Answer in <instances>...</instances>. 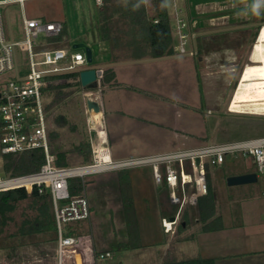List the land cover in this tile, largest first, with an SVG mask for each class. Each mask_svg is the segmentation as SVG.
Listing matches in <instances>:
<instances>
[{
    "label": "rangeland",
    "instance_id": "374dc122",
    "mask_svg": "<svg viewBox=\"0 0 264 264\" xmlns=\"http://www.w3.org/2000/svg\"><path fill=\"white\" fill-rule=\"evenodd\" d=\"M169 1L171 3V0ZM175 1L177 8L182 9L180 16L184 15L189 32L194 33L198 38L197 43L201 36H205L208 38V48L212 46L214 50V46L221 48L231 46L232 52L224 51L218 55L209 53L207 64L204 62L202 66L197 57L184 56L144 69H122V72H125L123 75L119 72V83L120 81L125 83L128 90L122 88L115 92L106 91L105 101L106 106L112 110L122 109L125 114L107 118L106 131L111 143L114 144L118 140L122 150L133 153L128 157L184 150L209 143L243 141L241 139L246 138L249 133L264 136V113L251 115L227 111L219 114L212 107L216 102V96L219 95H217L218 91L224 94L226 102L230 101L243 68L253 64L248 58L256 43L259 29L264 25V0ZM25 8L29 18H44L46 21L65 23L67 32L61 41L62 44H56L54 48L62 47L68 53H74V50H70V45L75 37L80 36L79 39L90 45L94 43L92 46L95 56L97 55L95 45L100 39L96 29L97 7L94 0H28L25 2ZM170 14L173 15L172 3ZM171 27H173L172 22ZM235 27L237 28L233 30ZM248 27L249 33L242 31ZM217 29H223L222 36H215ZM43 40L41 35L39 42ZM175 47L177 48L176 45ZM187 49H190L189 45ZM100 50H102V53L99 52L102 60H106V52H103L105 49L102 47ZM78 51L83 53L81 50ZM235 54L237 58L239 57V65L233 67L231 58ZM219 59H225L224 62L227 60L225 67L219 64ZM232 69L234 71H231ZM71 83V80H62L53 82L52 85ZM206 87L208 92L205 91ZM82 91L80 87H66L52 92L46 91L42 97L43 106H46L47 110L48 128L50 131L58 132V138L51 144L60 146L63 151L68 152L70 163L68 168L80 166L82 158L75 151L79 143H89L90 159H94L92 144L95 132L88 128L86 122L87 117L81 99ZM205 92L208 97L207 106L204 103ZM60 117L67 119L62 131H59V128L64 125V121L58 120ZM73 126L75 131L70 130ZM1 167L2 161H0V170ZM116 174L107 171L83 179L73 178L81 183L77 195L86 197L90 217L86 221L63 225V233L68 231L73 234L81 229L90 230L97 247L108 249L112 255V258L103 264H159L157 248L145 251L117 250V244L125 241V235L123 236V226L119 218L120 195ZM145 185L146 183L139 184L133 180V198L136 203H150L147 201L149 195L143 198L144 196L140 197L141 194L138 193ZM262 192H264V176H259L251 187L250 198L240 204L242 220L247 223L242 231L249 237L247 242L243 241L241 233L232 237L226 234L221 238L215 235L204 237V241L207 242H204L205 247L217 244L224 248V253L238 255L216 264H264ZM28 205V202L19 204L13 214L14 223L10 224L7 233L14 231L15 224L20 223L23 214L33 215ZM152 238L151 235L147 236L144 245L151 244ZM3 240L4 236H1L0 243ZM37 244L35 247L30 245L21 249L17 255L11 254L10 258L0 251V264H56V247L46 255H42L43 248L48 249V246L41 248ZM184 246L188 248L189 253L201 248L197 242L186 243Z\"/></svg>",
    "mask_w": 264,
    "mask_h": 264
},
{
    "label": "built area",
    "instance_id": "2783aa9c",
    "mask_svg": "<svg viewBox=\"0 0 264 264\" xmlns=\"http://www.w3.org/2000/svg\"><path fill=\"white\" fill-rule=\"evenodd\" d=\"M28 0H0V152L19 154L29 150H42L44 164L39 171L18 177L0 178V192L25 188L30 193L36 187L38 194L45 191L52 203L56 226V264H101L112 255L97 252L89 237L66 236L62 226L86 221L90 217L89 205L84 195L70 194L69 180L101 171L150 168L156 185L169 188V199L182 208L195 203L207 193L206 167L220 166L226 155L241 154L253 159L257 176H264V138L231 143H211L184 150L159 153L142 157L106 162V170L88 169L101 165L99 155L101 139L93 147L95 160L91 165L61 168L54 165L50 153L48 131L41 88L48 86L47 78L69 73H79L87 67L84 53L78 50L68 53L63 48H54L62 31L60 22L29 18L25 13ZM96 6L101 0H94ZM170 2V1H169ZM173 8V36L179 55L195 57V35L188 30L187 22L180 15L176 1ZM170 3V6H171ZM261 26L256 42L263 37ZM43 42H39L40 36ZM192 48L187 49V46ZM71 50V48H70ZM83 52V51H82ZM264 196V193H263ZM173 222L162 221L165 231H170Z\"/></svg>",
    "mask_w": 264,
    "mask_h": 264
},
{
    "label": "trees",
    "instance_id": "16d2710c",
    "mask_svg": "<svg viewBox=\"0 0 264 264\" xmlns=\"http://www.w3.org/2000/svg\"><path fill=\"white\" fill-rule=\"evenodd\" d=\"M96 7V29L100 41L106 43L109 48L111 62L136 61L147 58L157 59L175 54L176 39L173 37V28L171 27L169 0H101V5ZM64 34L65 29L63 27L60 35L50 41L59 43L62 41ZM47 80L52 82L71 80L72 83L58 86L48 85L41 88L42 97L46 91L52 92L66 87H80L78 73L76 72L49 77ZM99 83L101 87L118 86L114 82V72L111 68L102 71ZM86 90L92 91L93 88L90 87ZM44 110L46 112L45 106ZM58 120H61V117ZM57 137L58 133L50 131L48 128V143L50 153L54 157V165L68 168L70 164L68 152L53 150L54 146L51 143ZM75 151L82 158L80 166L92 164L88 142L76 145ZM0 161H2L0 178H12L39 171L44 164V154L40 149L19 154H3L0 152ZM206 169L208 174V167ZM131 173V169H123L117 171L116 174V184L120 190L121 202L127 214V227L129 230L128 242L119 244L117 250H137L143 246L138 244L135 239L136 227ZM207 174V193L196 200V209L199 222L203 225L201 231L211 233L223 228L219 219L213 220L215 201ZM68 184L70 194L72 196L77 195L81 189L80 181L70 179ZM23 202H28V207L33 215L23 214L20 223L15 224L14 231L7 233L10 224L14 223L13 214L19 204ZM177 208L178 205H174V213ZM64 235H84V231L79 230L73 234L66 231ZM1 236H4V240L0 243V251L4 252L7 258H10L11 254L17 255L21 249L27 246L33 245L35 247L36 243L41 248L48 246V249L43 248L42 255L51 252L56 247L57 236L49 194L46 191L43 194H38L35 186L32 187L30 193H27L25 188H14L0 192ZM164 264H215V259H191Z\"/></svg>",
    "mask_w": 264,
    "mask_h": 264
},
{
    "label": "crops",
    "instance_id": "0c3cea01",
    "mask_svg": "<svg viewBox=\"0 0 264 264\" xmlns=\"http://www.w3.org/2000/svg\"><path fill=\"white\" fill-rule=\"evenodd\" d=\"M182 12V9H181ZM25 13H26V8H25ZM28 17V16H27ZM173 15L171 16L170 14V19L173 25ZM184 18V15H183ZM42 19V18H38ZM42 20H45L44 18ZM186 20V19H185ZM55 22H60L62 26L65 29V34H66V25L62 21H55ZM251 25H249L250 27ZM243 29L242 31H247L249 33L250 28ZM173 28V27H172ZM237 27L233 28L236 29ZM230 30V29H228ZM232 30V31H233ZM223 29H217L215 31L216 35L215 36H222L223 35ZM64 34V36H65ZM194 34V33H193ZM63 36V37H64ZM84 36V35H83ZM80 36L75 37L74 41L72 43H77V42H83L87 44L93 52V62L92 66L101 69L102 71L107 68H111L114 72V82L118 86H104L101 87L99 81L97 82V85L93 88L91 91L83 90L81 92V99L83 102V110L85 113V106H84V96L87 94H90L94 96L96 99H98L100 106H101V118L98 122L95 124H91L88 122L86 118V122L88 125V128L95 132V138H94V143L92 144V153L94 155V159L92 162L95 160V154L93 152V147L98 144V138L99 136L97 135V128H100L103 133H104V139L101 141V147L105 150V155L106 158L111 160L112 162H117L124 160L128 156H132V152L124 151L121 149V144L117 140L114 144L109 141V136L106 131V122L107 118H109L112 115H124L125 111L122 109H115L112 110L109 106H106V101L105 97L106 91H117L119 89H126L128 90L127 85L125 83L123 84L121 81L119 83L118 76L119 72H122V69H144L147 67H150L152 65L160 64V63H165V62H170L174 61L176 59H180L181 57H184L186 55H179L177 54V50L175 47V54L173 56H167V57H162V58H157V59H142V60H127V61H117V62H111L110 61V54H109V48L106 43L99 42L96 43V53L97 55L95 56V50L93 49V44L90 45L86 41L79 39ZM195 39L196 38L195 36ZM194 39V46L197 51V54L195 57L198 58V62L200 66L207 60V56L209 53H214L216 55L225 52L231 51V46H211L208 48V38L205 36H201L197 43ZM218 43V42H216ZM56 44H62L61 42ZM217 45V44H216ZM104 48L103 52H106L107 59L102 60V56L100 53H102L100 50L101 48ZM225 47V48H223ZM62 48V47H61ZM190 48H192V45H190ZM64 49V48H63ZM233 50V49H232ZM211 51V52H210ZM253 51V50H252ZM100 52V53H99ZM232 52V51H231ZM233 54V53H232ZM251 56V57H250ZM250 56L248 58V61L252 63V52L250 53ZM190 57V56H188ZM230 60V59H229ZM239 57H236V54L233 55L231 58V65L233 67H236L239 65ZM220 65L225 67L226 62L225 59H219ZM126 71V70H125ZM231 71H234L233 69ZM204 75V74H203ZM203 79V77H202ZM240 80V79H239ZM56 82V81H55ZM52 81H48V85H52ZM239 83V82H238ZM205 91L208 92L207 87L205 88ZM220 92V93H219ZM107 93V92H106ZM219 94V95H218ZM234 94V93H233ZM218 96H216V102H212L214 106H212L215 110L216 113L219 114H224L228 111V113H235L231 111L230 105L232 101V97L229 102H226L225 99L226 97L224 94H222L221 91H218L217 93ZM207 94L205 92V97H204V103L207 106ZM109 101V100H107ZM46 109V106H45ZM225 110V111H224ZM209 112V111H208ZM264 113V112H259L257 114ZM46 114V122H47V110L45 112ZM236 114H241V113H236ZM257 114H251V115H257ZM86 115V113H85ZM256 117V116H252ZM61 120L64 121V125H61L59 128V131L63 130V127L65 126V123H67V119L65 117H61ZM253 121V120H252ZM117 122V121H116ZM253 125V124H252ZM48 122H47V131H48ZM71 131H75L74 126L70 128ZM58 133V132H57ZM97 135V136H96ZM58 138V137H57ZM259 138H264V136L259 135L258 133H249L246 138L241 139V140H254V139H259ZM236 141V140H235ZM235 141H229L228 143L235 142ZM238 142V141H236ZM211 144V143H209ZM218 144V143H217ZM223 144V143H220ZM207 144H203L200 146H204ZM199 147V146H198ZM55 151H63L60 146H54ZM53 156V155H52ZM69 161V160H68ZM139 169H144V170H139ZM146 168H135L131 169V176H132V184L133 180H136L137 183L139 184L142 182L146 183L145 186L149 185L150 187H145L143 186L142 191L138 192L140 197L145 198L146 196H150L149 199H147L148 202L150 203H136L133 198V206H134V221H135V235H136V242L140 245H143L141 247L142 251L157 248L158 254H159V264H164L167 262H179L183 260H191V259H215V264L223 261L224 259L227 258H232L238 256L237 254H227L224 253V248L216 245H208V247L204 246V237L207 235H215L216 237H223L222 235L226 234L228 237H232L235 234L237 235L238 233L242 234V237L244 238V242H247L248 240V235L243 231L244 227L247 226V223H245L244 220H242V215L240 212V204H242L244 201L248 200L250 198V191L251 187L254 183L252 184H247V185H239V186H228L226 183V180L228 177L232 176H239V175H244V174H250V173H256L255 172V167H254V162L252 157L250 156H243L241 154H234V155H226L224 158V162L220 166H215V167H209L208 168V180L210 182L213 195H214V201H215V215L213 217V220L219 219L222 224L221 230L214 231L211 233H204L201 231L202 224L199 222L198 219V212L196 209V202L195 203H188L184 205L182 208H177V210L174 213V204L170 202L169 199V188L165 185H156L153 181L152 174L150 173V170H145ZM150 169V168H149ZM211 169V170H210ZM116 172L119 170H109V172ZM102 172H107V171H101ZM259 176H257L258 179ZM256 183V182H255ZM119 195H120V211H119V218L120 222L123 226V236L125 235V241H120L119 244L126 243L129 240V230L127 227V214L125 213V208L123 207V204L121 202V194L120 190L118 188ZM146 191V193H145ZM149 191L150 193H148ZM262 192V196H263ZM134 196V194L132 195ZM264 197V196H263ZM138 201V200H137ZM242 206V205H241ZM171 218H173V225L170 231H165L163 226H162V221L166 220V223L168 222H173L171 221ZM185 220V221H183ZM181 226V228H179ZM84 231V235H78L75 237H89L92 243V246L94 249L98 252H109L108 249H103L100 247H97L94 236L91 234L90 230L86 229H81ZM153 236L152 238V243L148 245H144L145 241L144 239L147 236ZM71 236V235H70ZM123 239V240H124ZM190 242H197V244L200 245L201 248L197 250L194 253H189L188 248H186L184 245L186 243ZM207 243V242H205ZM203 246V247H202ZM195 254V255H194ZM112 258V257H111ZM108 261V260H107ZM106 262V261H105ZM103 264V263H101Z\"/></svg>",
    "mask_w": 264,
    "mask_h": 264
},
{
    "label": "bare ground",
    "instance_id": "6f19581e",
    "mask_svg": "<svg viewBox=\"0 0 264 264\" xmlns=\"http://www.w3.org/2000/svg\"><path fill=\"white\" fill-rule=\"evenodd\" d=\"M264 34V29L262 31ZM251 57V56H250ZM252 65H246L240 76L239 83L233 94L231 101V111L235 113L257 114L264 112V39L261 37L253 47ZM97 135L101 141L104 139V133L97 128ZM96 135V136H97ZM101 165L88 169L91 171L106 170V162L110 160L106 158L105 150L99 148Z\"/></svg>",
    "mask_w": 264,
    "mask_h": 264
},
{
    "label": "water",
    "instance_id": "95a60500",
    "mask_svg": "<svg viewBox=\"0 0 264 264\" xmlns=\"http://www.w3.org/2000/svg\"><path fill=\"white\" fill-rule=\"evenodd\" d=\"M71 50H81L83 51L87 67L80 70L78 73V82L80 84V88L86 90L90 87L94 88L97 85V82L101 78L102 70L92 66L93 62V52L92 49L83 42L72 43L70 45ZM10 76L7 75L0 79V82L9 80ZM84 106L85 113L89 123L95 124L101 118V106L94 96L87 94L84 96ZM257 182L256 173L244 174L239 176L228 177L226 183L228 186H239V185H247ZM173 221V218H171Z\"/></svg>",
    "mask_w": 264,
    "mask_h": 264
}]
</instances>
